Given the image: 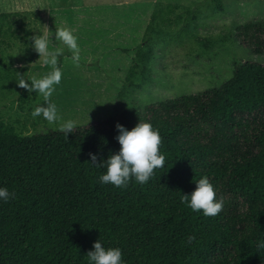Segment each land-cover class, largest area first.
I'll use <instances>...</instances> for the list:
<instances>
[{
	"label": "trees",
	"instance_id": "obj_1",
	"mask_svg": "<svg viewBox=\"0 0 264 264\" xmlns=\"http://www.w3.org/2000/svg\"><path fill=\"white\" fill-rule=\"evenodd\" d=\"M17 16L0 13V43L31 34ZM196 19L193 7L154 4L120 97L152 81L155 40L175 21L183 20L178 32H189ZM231 37L264 53V17L238 25ZM138 120L159 129L164 166L143 185L101 184L103 169L90 164L89 152L105 159L119 148L116 122L131 128ZM201 175L225 200L216 216L181 202ZM0 185L15 194L0 201V264H88L97 239L119 246L126 264H264L257 247L264 238V64L234 61L220 85L140 110L118 101L109 116L76 125L67 138L53 128L22 135L0 119Z\"/></svg>",
	"mask_w": 264,
	"mask_h": 264
},
{
	"label": "rangeland",
	"instance_id": "obj_2",
	"mask_svg": "<svg viewBox=\"0 0 264 264\" xmlns=\"http://www.w3.org/2000/svg\"><path fill=\"white\" fill-rule=\"evenodd\" d=\"M154 1L0 0V13L18 12L17 18L31 30L30 35L17 32L0 43V119L22 135L58 129L69 119L81 125L109 116L118 101L140 110L154 101L218 86L230 77L234 61L264 64V53L253 54L231 37L238 25L264 17V0H217L223 6L220 11L212 9L216 2L211 0L207 9L200 5L203 0H175L195 9V25L189 32H178L183 20L175 21L169 35L157 38L149 63L152 81L130 92L126 88L120 97ZM60 27L76 36L79 61H73L72 52L59 40L49 44L50 51L61 50L57 66L62 74L49 98L57 107V120L49 123L43 116H31L32 109L44 103L41 94L17 82L21 76L31 81L52 71L32 47L31 36L37 28L47 36ZM13 28L17 30V24Z\"/></svg>",
	"mask_w": 264,
	"mask_h": 264
},
{
	"label": "clouds",
	"instance_id": "obj_3",
	"mask_svg": "<svg viewBox=\"0 0 264 264\" xmlns=\"http://www.w3.org/2000/svg\"><path fill=\"white\" fill-rule=\"evenodd\" d=\"M31 36V45L38 53L43 55L44 63L52 65V71L40 78H31V81L21 76L17 84L28 90L39 92L43 97V104L35 106L31 116H43L49 123L57 120V107L50 101L54 86L61 80V70L57 66V57L60 49L49 50L53 40H59L72 52L74 62L79 61V47L77 38L67 27L55 28L47 36L37 28ZM52 37V38H50ZM89 117V116H88ZM89 120V119H88ZM76 127L73 120H64L59 123L58 130L65 137L72 133ZM115 139L119 144L116 151L110 152L105 159L98 160L96 153L89 152V162L93 166L103 169L98 179L101 184H111L116 187H126L131 180L140 185L147 183L154 170L164 166L165 157L160 151L162 137L159 129L150 121L138 120L131 128L116 122ZM15 194L7 186L0 185V201L14 199ZM181 202L194 212H201L204 216H216L224 208V198L217 197L213 183L206 175H201L195 180V188L186 194H181ZM194 239L189 235L188 242ZM257 247L264 248V238L257 240ZM88 264H126L123 259L122 249L119 246L106 247L101 239L93 241L92 249L87 252Z\"/></svg>",
	"mask_w": 264,
	"mask_h": 264
},
{
	"label": "crops",
	"instance_id": "obj_4",
	"mask_svg": "<svg viewBox=\"0 0 264 264\" xmlns=\"http://www.w3.org/2000/svg\"><path fill=\"white\" fill-rule=\"evenodd\" d=\"M156 2H164V3H180L179 1H175V0H158V1H154L153 3L152 2H150L151 4H149V7H152L153 8V6H154V4L156 3ZM186 4V3H185ZM181 5H184V3L183 4H181ZM151 9V8H150Z\"/></svg>",
	"mask_w": 264,
	"mask_h": 264
}]
</instances>
